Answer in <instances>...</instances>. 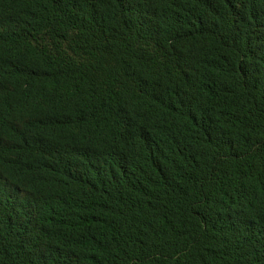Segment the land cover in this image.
<instances>
[{"label": "trees", "instance_id": "1", "mask_svg": "<svg viewBox=\"0 0 264 264\" xmlns=\"http://www.w3.org/2000/svg\"><path fill=\"white\" fill-rule=\"evenodd\" d=\"M0 264H264V0H0Z\"/></svg>", "mask_w": 264, "mask_h": 264}]
</instances>
